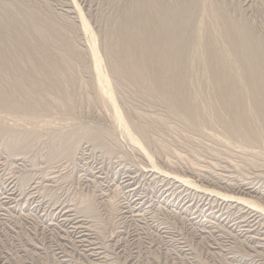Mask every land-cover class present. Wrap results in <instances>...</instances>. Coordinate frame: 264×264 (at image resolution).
Listing matches in <instances>:
<instances>
[{"label":"rangeland","instance_id":"374dc122","mask_svg":"<svg viewBox=\"0 0 264 264\" xmlns=\"http://www.w3.org/2000/svg\"><path fill=\"white\" fill-rule=\"evenodd\" d=\"M213 1L264 36L262 0H202L200 25ZM133 2L0 0V264H264V139L216 124L204 29L186 85L215 129L118 73Z\"/></svg>","mask_w":264,"mask_h":264},{"label":"bare ground","instance_id":"6f19581e","mask_svg":"<svg viewBox=\"0 0 264 264\" xmlns=\"http://www.w3.org/2000/svg\"><path fill=\"white\" fill-rule=\"evenodd\" d=\"M201 1L184 0L172 11L164 9L151 0H141L139 3L136 0V5L133 2L136 8L132 12L126 11L125 15L127 16L123 17L120 24H116L117 27L111 29L109 33L111 39L115 38L116 40L117 38L116 50L113 49L116 55V69L118 73L130 78L133 82H146L148 84L146 85L152 87L154 91L165 94V99L172 108L198 122L196 117L202 115V108H198V106L202 103L197 106V103L200 102L196 103L194 98L195 104L192 99H189L194 95L193 93L191 97V94L189 95L188 88L190 86L188 87V85L190 84L186 85V75L188 74V65L192 61L190 56L195 53L192 54L189 51L198 36L197 32L204 29L206 38H203L202 49L205 52H202L201 48L199 49L202 51L199 50V52L205 55L202 57H198L197 53L195 55L200 60L201 64H199L202 65L201 74L208 77L212 84L207 87L212 86L210 87L212 88L210 96L212 99L209 97V100H212L215 114L218 115L219 123L216 124H220V127L218 125L220 129L222 126L225 131H221L222 133L234 137L235 143L241 144L242 142L252 145V142H255L257 138L264 139V36H257L250 27L244 24L241 25L242 27H237L239 25L236 26L234 20H230L229 15L223 10L224 8L218 7L214 1L211 7H208L209 9H204L207 10V18H205L207 20L203 18L201 20L207 22L203 21L205 25H202L200 20V25L199 20L197 22V16L199 11L203 10H200L201 7L207 5L206 2L201 5ZM262 2L264 4V0ZM203 35L205 34L202 33ZM219 38H222L223 42L218 45ZM194 62L197 64L196 60ZM193 64L190 66L193 68L197 66ZM194 77L192 78L195 80L197 76ZM192 82L195 85V81ZM199 82V85L197 81L195 86H200L205 81ZM143 84L145 85V83ZM203 84L205 83H202L200 87ZM206 85L208 84L206 83ZM200 97L201 94L198 98ZM202 98L204 97L202 96L200 99ZM190 100L197 107L193 106ZM213 100L216 101L213 102ZM211 107L214 110V107ZM208 108L209 106L206 108L207 111L203 109L204 112L213 114L214 117L210 116L211 121L212 117L215 121V114ZM221 110L226 111L227 113H223L228 116L217 114ZM203 115L204 118L207 116L204 113ZM210 117L206 118L210 120ZM205 120L199 122L204 124ZM206 121V128L215 123L210 122L211 124L208 125L209 122ZM201 124L199 126L205 127ZM214 127L211 125L209 129L213 130ZM236 139L241 142L238 140L237 142Z\"/></svg>","mask_w":264,"mask_h":264}]
</instances>
